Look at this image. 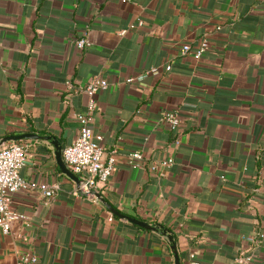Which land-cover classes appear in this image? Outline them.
Returning <instances> with one entry per match:
<instances>
[{
  "label": "crops",
  "instance_id": "1",
  "mask_svg": "<svg viewBox=\"0 0 264 264\" xmlns=\"http://www.w3.org/2000/svg\"><path fill=\"white\" fill-rule=\"evenodd\" d=\"M80 38L89 45L77 48ZM97 76L108 87L90 126L115 159L97 188L104 202L72 194L50 142L21 140L31 186L11 195L24 217L0 231V264L26 254L36 264H174L166 236L107 205L167 229L180 264L189 253L200 264L240 254L264 264V0H0V139L40 133L69 145ZM166 111L179 116L176 132ZM167 158L162 176L149 169ZM45 183L58 187L50 198Z\"/></svg>",
  "mask_w": 264,
  "mask_h": 264
},
{
  "label": "built area",
  "instance_id": "2",
  "mask_svg": "<svg viewBox=\"0 0 264 264\" xmlns=\"http://www.w3.org/2000/svg\"><path fill=\"white\" fill-rule=\"evenodd\" d=\"M89 45L85 38L75 41L79 49ZM208 48V39L203 37L197 47L193 49L196 58L202 57ZM191 47L187 44L182 46V53H187ZM166 70L170 66L165 67ZM132 79H128L131 81ZM70 86V84H69ZM108 87V81L101 77L90 79L84 92L87 95L86 109L83 113L76 115L79 124L78 134L75 139L62 148V159L66 167L79 177V184H75L72 194L75 196L87 195L95 198L91 191L106 184L114 168V156L109 155L103 158V151L100 145L101 135L93 133L91 122L96 108L95 95ZM163 120L169 130L176 132L179 127V116L175 111H166ZM27 145L22 141H13L0 146V231L7 234L13 222L21 219L24 215L18 213L11 206V195L28 189L31 184L20 174V170L26 163ZM133 161L142 160L140 152L132 153ZM135 162V163H136ZM172 158L162 159L150 164L149 169L163 175V170L173 165ZM41 193L50 198L58 188L54 183L39 184ZM112 219V216L109 218ZM262 234H260V238ZM254 260L252 254H240L235 259V264H251ZM36 255L26 254L18 259V264H36ZM187 264H200L193 253H189Z\"/></svg>",
  "mask_w": 264,
  "mask_h": 264
},
{
  "label": "water",
  "instance_id": "3",
  "mask_svg": "<svg viewBox=\"0 0 264 264\" xmlns=\"http://www.w3.org/2000/svg\"><path fill=\"white\" fill-rule=\"evenodd\" d=\"M24 139L25 140H27V139L28 140L43 139V140L50 142L54 148L55 161H56V164H57L59 170L61 171V173L64 174L65 176H67L72 181H74V183L76 185L79 184V181H80L79 177L76 176L74 173H72L66 167V165L62 159V154H61L62 153V146H61V144L58 142V140L55 137H53L51 135H42L40 133H23V134H19V135H9V136L2 137L0 139V146L6 144L7 142L21 141ZM91 193L93 195H95L98 199H100V201L104 202V199L101 197L100 193L93 191V190L91 191ZM107 207L111 211L112 214H114L115 216H117L119 218L126 219L127 221L134 223V224H136V225H138L144 229H148V230H152V231H158L162 235L166 236L168 241L171 243V249H172L173 254H174V264H180V259H179V255L177 252L176 243L174 241L172 234L167 229H165L161 226L149 224L145 221H141V220L136 219L134 217L124 215V214L120 213L119 211L115 210L114 208H112L110 205H107Z\"/></svg>",
  "mask_w": 264,
  "mask_h": 264
}]
</instances>
